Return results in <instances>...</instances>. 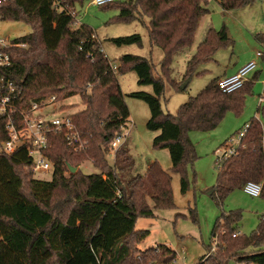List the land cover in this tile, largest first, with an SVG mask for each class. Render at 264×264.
I'll return each instance as SVG.
<instances>
[{"label": "trees", "instance_id": "trees-1", "mask_svg": "<svg viewBox=\"0 0 264 264\" xmlns=\"http://www.w3.org/2000/svg\"><path fill=\"white\" fill-rule=\"evenodd\" d=\"M86 0H3L0 20L23 22L31 31L12 39L24 46L9 48L10 63L0 68V77L11 82L17 108L29 106L50 95L58 108L61 101L78 95L84 108L69 114L75 128L87 144L75 149L61 133L48 135L46 158L52 163L50 180L36 179L31 157L21 147L0 154V264H166L176 257L167 245L141 250L138 245L149 231L136 229L139 217L154 216V209L174 206L171 172L180 176V190H188V167L196 158L187 136L191 130L214 129L230 112L243 110L246 95L252 92V79L232 91L223 92L212 79L195 95L182 103L175 114L161 106L164 93L162 77L152 73L150 61L136 54L121 55L115 66L102 50L94 29L87 24L74 26L76 6ZM209 0H119L102 5L119 12L112 19L144 22L148 40L160 48L161 73L175 91L195 73L201 62L227 46L231 38L225 26L209 28L204 39L187 61L181 82L169 78V67L176 51L189 47L202 15L208 13ZM224 10H232L255 0H217ZM256 39L264 43V33ZM116 45L142 44L137 33L110 37ZM134 71L141 85L152 86L153 93L132 91L128 95L144 101L150 116L146 126L158 131L153 146L166 148L171 159L168 170L157 161L149 164L146 174H137L120 185L118 171L129 164L125 152L117 148L113 162L107 159L114 137L122 132L129 116L117 74ZM6 94L1 88L0 96ZM61 102V103H60ZM264 119V106L257 108ZM6 118L0 116V140L6 138ZM236 153L221 162L212 193L222 203L227 195L242 189L246 182L262 184L264 199V145L262 129L255 116L248 120ZM90 158L100 171L86 174L80 163ZM68 165L77 168L67 174ZM151 198L152 206L147 201ZM240 209L222 213L214 223V250L198 264H264V213L249 234H241ZM212 246L207 247V251Z\"/></svg>", "mask_w": 264, "mask_h": 264}, {"label": "rangeland", "instance_id": "rangeland-1", "mask_svg": "<svg viewBox=\"0 0 264 264\" xmlns=\"http://www.w3.org/2000/svg\"><path fill=\"white\" fill-rule=\"evenodd\" d=\"M207 8L208 13L199 19L192 44L173 54L169 78L175 82L182 81L187 61L195 52L197 45L204 39L209 28L218 31L225 26L231 42L216 50L210 59L198 64L195 73L182 81L181 90L178 91L173 89L168 78L161 73L160 61L163 52L149 43L144 24L147 17H138L130 22H117L112 19L119 12L116 8L92 5L89 0H86L82 6H76L77 16L74 23V26L87 24L94 29L102 50L113 66H116L118 58L123 54H136L147 58L152 65L154 76H160L163 79L164 93L160 102L163 111L171 114H175L182 103L199 92L212 79L237 71L251 60L256 62L257 67L247 77L252 79L253 74L260 70L259 77L254 80L252 92L246 95L240 114L228 112L212 130L187 132L196 154L192 166L188 167V190L181 192L180 176L178 173L171 172L174 206L154 209V216L139 217L136 221V229L149 231L148 236L139 243L138 247L144 250L158 245H167L176 252L177 264H198L204 255L208 256L213 251L214 240L211 233L215 221L222 213L240 209L242 217L238 230L246 235L256 227L259 216L264 213V199L249 196L243 189L231 191L222 203H219L212 193L218 174L216 150L221 148L229 137L237 136L238 131L242 130L253 116L259 118L264 128V119L257 115V95L261 92L264 81V58L256 57L257 51H264V43L255 37L257 33H264V0H255L232 10H224L217 0H209ZM30 31L31 27L23 22L0 20V36L10 40ZM134 33L141 36L140 46L137 44L116 45L109 40L110 37ZM117 77L129 111L126 124L120 133L122 138L117 147L125 152L129 160L127 167L118 171L120 185H125L133 176L145 175L149 164L153 161H157L162 169L168 170L171 167V159L166 148L154 147L152 144L158 131L150 130L146 126L150 116L147 104L128 95L132 91L139 90L153 93L152 86L139 84L136 73L131 70L118 73ZM61 102L67 105L65 109L60 110L56 107L58 105L54 104L47 106L46 112L49 110L53 116H64L84 108L78 95H72ZM115 151L109 146L107 154L109 163L113 162ZM80 170L86 174L100 171L92 164L90 158L80 163ZM67 174L70 172L68 171ZM34 177L50 180L51 171L37 172ZM147 201L152 206L149 196ZM208 246L212 248L207 251ZM227 264L237 263L230 260Z\"/></svg>", "mask_w": 264, "mask_h": 264}, {"label": "built area", "instance_id": "built-area-1", "mask_svg": "<svg viewBox=\"0 0 264 264\" xmlns=\"http://www.w3.org/2000/svg\"><path fill=\"white\" fill-rule=\"evenodd\" d=\"M3 0H0V6ZM119 0H89L92 5L102 6L110 2ZM13 46H24V44L14 43L12 40L0 36V68L9 65L10 52L9 48ZM256 57L264 58V51H257ZM257 64L254 60L249 61L238 71L230 76L217 79V86L223 92H232L240 88L244 82L248 81V74L256 69ZM115 69V66H113ZM264 86V81L262 82ZM6 89V94L0 96V116L6 118L4 130L6 138L0 140V154L12 153L17 149L24 147L29 157H31V170L35 174L37 172H48L53 169L52 163L46 158L44 150L48 147V135L51 133H61L64 135L67 144L75 149H84L87 141L83 139L80 133L75 128L69 115L53 116L49 110L45 108L49 105H58L55 101V96L50 95L40 101L31 102L29 106L17 108L14 104V95H9L13 91L11 82L4 81L0 77V90ZM258 107L264 106V88L257 95ZM58 107V106H56ZM256 119L259 120L257 116ZM263 129V125L259 120ZM248 128V123L244 128L238 131L237 136H231L225 140L221 148L216 150V167L220 166L221 162L227 157L236 153L237 147L240 145L241 139ZM122 135L118 134L110 143V149L115 151L121 141ZM243 191L252 197H259L262 189L261 183L248 181L243 186ZM215 247L216 239L213 241ZM214 250V248L212 249ZM152 264V263H148ZM163 264V263H158ZM166 264H177L176 257Z\"/></svg>", "mask_w": 264, "mask_h": 264}, {"label": "water", "instance_id": "water-1", "mask_svg": "<svg viewBox=\"0 0 264 264\" xmlns=\"http://www.w3.org/2000/svg\"><path fill=\"white\" fill-rule=\"evenodd\" d=\"M68 170H69L70 173H75L77 171V168L73 167L71 165H68Z\"/></svg>", "mask_w": 264, "mask_h": 264}, {"label": "crops", "instance_id": "crops-1", "mask_svg": "<svg viewBox=\"0 0 264 264\" xmlns=\"http://www.w3.org/2000/svg\"><path fill=\"white\" fill-rule=\"evenodd\" d=\"M241 68V67H240ZM238 71V70H237ZM237 71H234V72H232V73H230V74H223L222 76H220L219 78H223V77H227V76H230V75H232V74H234V73H236ZM218 78V79H219ZM264 88V86L262 87V89Z\"/></svg>", "mask_w": 264, "mask_h": 264}]
</instances>
